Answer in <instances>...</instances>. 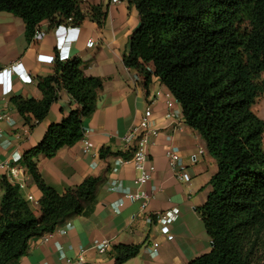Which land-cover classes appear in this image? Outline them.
<instances>
[{"label": "trees", "instance_id": "trees-1", "mask_svg": "<svg viewBox=\"0 0 264 264\" xmlns=\"http://www.w3.org/2000/svg\"><path fill=\"white\" fill-rule=\"evenodd\" d=\"M81 4L82 0H0V12L22 20L30 44L43 21L50 27H74L89 17L98 26L104 24L106 9L90 6L84 12ZM130 4L138 12L139 26L130 36L124 66L143 78L144 88L153 78L164 85L217 164L207 199L195 210L211 249L187 264H264V120L250 109L264 95V0ZM86 65L80 59L56 60L53 74L37 79L41 99H10L29 128L47 117L61 90L76 108L59 123H51L19 162L41 193L42 216H35L17 185L1 179L0 264L16 263L31 240L89 214L103 182L87 177L60 195L45 184L38 169V159H51L84 136L83 122L95 111L103 87L102 79L84 75ZM110 154L102 150L100 158ZM140 249L139 244H119L110 254L114 264H124Z\"/></svg>", "mask_w": 264, "mask_h": 264}, {"label": "crops", "instance_id": "crops-1", "mask_svg": "<svg viewBox=\"0 0 264 264\" xmlns=\"http://www.w3.org/2000/svg\"><path fill=\"white\" fill-rule=\"evenodd\" d=\"M90 6L107 10L102 26L89 17L74 27H50L43 21L39 24L38 37L30 44L25 40L22 20L0 12V71L13 63L19 64L10 79L12 91L4 95L0 88V117L4 116L0 120V179L5 177L17 185L25 200L28 196L33 198L28 205L37 217L43 215L39 206L41 193L19 162L25 151L41 141L47 127L59 123L76 105L61 90L47 117L29 128L10 99L13 96L41 99L37 79L53 74L54 64L39 62L37 57L55 55L59 49L67 51L68 60L80 59L87 64L85 76L103 80L95 111L83 122V138L73 146L60 149L51 159H38L45 184L60 195L87 177L103 179L90 212L66 220L47 241H42L44 235L31 240L26 255L12 264H64V258H75L79 249L85 250L86 264H114L110 250L119 244L141 245L138 256L124 264H187L211 249L210 239L195 210L207 199L208 183L217 171L216 161L208 154L203 139L184 122L179 104L164 85L153 78L144 88L143 78L124 66L130 36L139 26L138 12L130 0L117 4H110L109 0H82L84 12ZM89 41L93 42L92 46L88 45ZM167 100L170 102L166 105ZM147 109L151 110L150 125L158 130V135L148 149V163L155 170L143 187L148 194L145 213L179 210L170 226L172 241L161 235L156 224L146 220L139 203H130L125 198L136 187L132 165L122 162L132 155V147L124 137ZM167 114L172 117H166ZM84 140L90 143L87 154L82 151ZM106 149L111 154L100 158V152ZM167 151L179 156L180 165L190 176L189 183L174 177L165 157ZM11 165L16 170L15 177L9 174ZM2 195L0 187V201ZM58 231L66 234L60 235ZM94 239L108 241L107 252L101 254L91 248Z\"/></svg>", "mask_w": 264, "mask_h": 264}, {"label": "built area", "instance_id": "built-area-1", "mask_svg": "<svg viewBox=\"0 0 264 264\" xmlns=\"http://www.w3.org/2000/svg\"><path fill=\"white\" fill-rule=\"evenodd\" d=\"M122 0H109L110 4L120 3ZM39 35V31L36 34V38ZM93 42L89 41L88 45L92 46ZM69 58L67 51L64 49H59V51L52 56H43L38 55L37 60L42 63L54 64L56 60L67 61ZM18 63H13L10 66L2 69L0 71V88L2 94L6 95L12 91L11 77L18 69ZM22 78L18 76V79ZM30 82V80H29ZM170 97V96H169ZM169 100L165 101V104H169ZM151 110H145L143 116L139 119L137 124L131 128L129 133L124 137V141L132 147V155L129 159L122 161L123 163L132 165L134 169V179L133 184L136 187V190L133 193H130L125 196V198L130 203H139L140 212L145 216L147 221L153 222L159 229L161 235H163L166 240L172 241L173 235L170 232V226L176 220L179 215V210L177 208L167 210L164 212L155 211L150 214L145 213L147 207L148 194L143 190V187L151 180L152 174L155 170L152 163H148V154L149 147L152 145L154 139L158 135V130L150 125ZM166 117H172L171 114H167ZM4 119V116L0 117V120ZM82 151L84 154H87L90 151V143L87 140L83 141ZM202 151H200V154ZM165 157L170 164L171 171L174 177L182 183H189L190 176L185 172L183 166L180 165L179 156L173 151H167ZM9 168V174L16 176V170L13 165ZM1 187V179H0ZM22 188L23 185H20ZM27 201H33L31 196L27 197ZM56 231L45 234L42 237V241H47L49 238L55 234ZM60 235H65V231H58ZM154 247H157L158 244H153ZM110 244L108 241H91V248L95 249L99 253H105L109 249ZM84 249H79L75 258H64V264H86L84 259Z\"/></svg>", "mask_w": 264, "mask_h": 264}, {"label": "rangeland", "instance_id": "rangeland-1", "mask_svg": "<svg viewBox=\"0 0 264 264\" xmlns=\"http://www.w3.org/2000/svg\"><path fill=\"white\" fill-rule=\"evenodd\" d=\"M159 81V80H158ZM259 118L264 120V95L259 96L250 107ZM42 140V139H41Z\"/></svg>", "mask_w": 264, "mask_h": 264}, {"label": "water", "instance_id": "water-1", "mask_svg": "<svg viewBox=\"0 0 264 264\" xmlns=\"http://www.w3.org/2000/svg\"><path fill=\"white\" fill-rule=\"evenodd\" d=\"M211 245V244H210Z\"/></svg>", "mask_w": 264, "mask_h": 264}]
</instances>
